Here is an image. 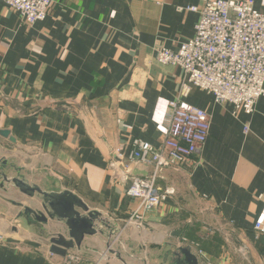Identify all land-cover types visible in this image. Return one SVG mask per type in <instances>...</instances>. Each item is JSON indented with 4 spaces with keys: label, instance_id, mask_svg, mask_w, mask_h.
Segmentation results:
<instances>
[{
    "label": "crops",
    "instance_id": "1",
    "mask_svg": "<svg viewBox=\"0 0 264 264\" xmlns=\"http://www.w3.org/2000/svg\"><path fill=\"white\" fill-rule=\"evenodd\" d=\"M200 5L55 0L29 25L0 0V264H174L186 248L199 264H264V234L254 230L264 208V96L250 114L196 86L184 96L182 68L157 60L159 47L178 51L195 36L200 13L185 8ZM178 98L210 114V133L184 165L158 173V189L172 193L139 225L131 180L112 163L136 142L160 146ZM154 172L136 159L128 175ZM14 178L77 196L99 214L97 233L52 254L51 238L69 240L68 227L27 212L44 211L43 198Z\"/></svg>",
    "mask_w": 264,
    "mask_h": 264
},
{
    "label": "built area",
    "instance_id": "2",
    "mask_svg": "<svg viewBox=\"0 0 264 264\" xmlns=\"http://www.w3.org/2000/svg\"><path fill=\"white\" fill-rule=\"evenodd\" d=\"M18 12L29 25L46 19L55 0H1ZM264 0H201L200 6L187 11L200 13L195 36L178 51L166 46L157 49V60L180 66L189 84L181 90L186 96L196 86L215 97L219 103L234 106L235 111L253 113L264 96ZM166 130L155 147L149 142L135 143L128 158L112 163L116 171L122 168L120 181L131 180L128 194L140 201L131 221L143 222L172 193L157 187L158 173L166 166L180 167L206 143L210 133V114L180 98L170 101ZM139 160L152 163L155 172L148 176L129 177L131 163ZM254 230L264 234V208L255 221ZM202 254L203 251L199 250ZM70 261H78L74 255Z\"/></svg>",
    "mask_w": 264,
    "mask_h": 264
},
{
    "label": "water",
    "instance_id": "3",
    "mask_svg": "<svg viewBox=\"0 0 264 264\" xmlns=\"http://www.w3.org/2000/svg\"><path fill=\"white\" fill-rule=\"evenodd\" d=\"M3 133L8 134V132ZM12 181L23 193L33 196L37 192L43 198L44 211L27 209V212L35 215L36 219L42 223H47L49 219H57L64 221L68 227L69 240L62 234L51 238L50 252L52 254L64 257L70 248L80 247L85 236L97 233L96 221L99 214L91 212L89 207L77 196L68 191L44 192L39 187L31 186L20 178H14ZM182 252L185 258L178 259L174 264H199L189 249H183Z\"/></svg>",
    "mask_w": 264,
    "mask_h": 264
},
{
    "label": "rangeland",
    "instance_id": "4",
    "mask_svg": "<svg viewBox=\"0 0 264 264\" xmlns=\"http://www.w3.org/2000/svg\"><path fill=\"white\" fill-rule=\"evenodd\" d=\"M76 259H80V262H78V263H81L82 262V256L80 255L79 257H75ZM69 261V260H68ZM100 262H96V263H94V264H99Z\"/></svg>",
    "mask_w": 264,
    "mask_h": 264
}]
</instances>
